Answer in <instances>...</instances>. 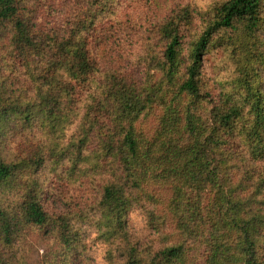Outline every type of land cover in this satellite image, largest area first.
Returning <instances> with one entry per match:
<instances>
[{
	"label": "trees",
	"instance_id": "16d2710c",
	"mask_svg": "<svg viewBox=\"0 0 264 264\" xmlns=\"http://www.w3.org/2000/svg\"><path fill=\"white\" fill-rule=\"evenodd\" d=\"M95 247L264 264V0H0V264Z\"/></svg>",
	"mask_w": 264,
	"mask_h": 264
},
{
	"label": "rangeland",
	"instance_id": "374dc122",
	"mask_svg": "<svg viewBox=\"0 0 264 264\" xmlns=\"http://www.w3.org/2000/svg\"><path fill=\"white\" fill-rule=\"evenodd\" d=\"M56 187L58 188V190H60L61 193L62 192L66 193L68 191L65 185H60ZM69 195H72V193L69 192L67 196ZM81 196L83 197L81 198ZM74 197H76L77 199L76 201H79V199H81L82 201H86L85 204H89L92 198V195L91 194L89 195V192L87 190H83V192L76 191L74 193ZM44 206L48 212H57L61 208L60 201L59 199L55 198V196L50 197L47 200V202L44 203ZM131 228L136 235L140 236L141 238L146 239L147 233L144 230L142 219L137 214L132 215ZM44 248H45L44 244L40 241L35 242L33 244V247L31 249V257L34 262H38L41 259L44 253ZM102 252H103V249L101 247H95V249L91 252L90 264H104L102 262Z\"/></svg>",
	"mask_w": 264,
	"mask_h": 264
}]
</instances>
